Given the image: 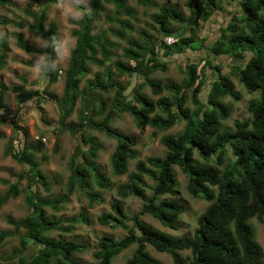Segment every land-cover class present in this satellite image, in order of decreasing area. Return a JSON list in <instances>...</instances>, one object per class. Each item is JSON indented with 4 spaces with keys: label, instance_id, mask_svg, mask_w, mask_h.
Segmentation results:
<instances>
[{
    "label": "trees",
    "instance_id": "obj_1",
    "mask_svg": "<svg viewBox=\"0 0 264 264\" xmlns=\"http://www.w3.org/2000/svg\"><path fill=\"white\" fill-rule=\"evenodd\" d=\"M60 1L45 0L36 12L24 8L23 12L32 21L21 19L14 22L16 26L26 28L44 40V47H36L26 43L21 35L15 36L20 49L45 56L49 82H55L58 78L55 59L59 37L58 24L55 20H48L47 12L50 3ZM135 1L145 6L154 5L153 0ZM224 1L226 4L235 2L238 8L229 13V21L213 44H206L204 39L199 46H195L191 36H176L170 27L172 22H176L184 32L187 26L196 23L200 17L208 19L217 4ZM8 3L9 0H0V5ZM106 3L114 4L117 10L126 6V0H88L86 4L71 2L82 15L78 19H70V23L77 28L72 30L75 44L63 72L65 82L61 97L57 99L51 95L59 105L58 123L61 131L70 132L78 140V134L81 133V140L84 139L86 143V147L78 144L73 155L80 156V162L76 163L75 157L71 160L66 195L45 200L30 188L39 183L45 190L50 189L49 181L38 169L35 159L38 154L47 158L43 143L23 142L21 148L12 152V157L28 168L18 174L17 181L10 183L4 193H0V209L9 199L17 197L18 183L25 178L30 189L25 199L30 212L23 218H8L7 223L13 230L0 231L1 247L11 235L20 229L24 230L19 246L14 247L10 254L1 255L0 264H11L10 261L15 257H18L19 264H77L74 255L87 249L85 243L73 239L45 237L51 230L70 232L74 224L89 225L91 218L87 213L82 211L66 218L48 219L44 208L50 206L58 210L59 204L67 201V195L76 188L84 191L88 207H92L94 202L103 201L100 192L93 189L94 186L104 190L112 187L111 180L96 162L100 145L94 138L85 139V130H95L115 140V147L109 157L111 173L127 176V182L117 187V196L120 199L129 196L145 198L138 212L127 214L122 202L116 200L111 204L112 211L101 212L97 216L99 224L122 227L126 234L118 239L110 234L101 235L92 253L96 261L90 264H113V259L131 246L134 248L124 264H160L147 251V245L171 255L173 264H264L263 249L256 241L255 227L251 222L255 218L264 224V0H186L192 19L185 18L184 13L174 7L162 5L154 15L157 25L155 30L162 36H174L175 41L170 44L147 35L145 31L139 32L144 36L142 40H127L125 36L131 25L122 20H116V27L93 32L94 24L100 19ZM10 23L12 21L0 16V25ZM111 36L127 42L121 48L122 60L112 61L113 50L118 47V43L111 40ZM156 47L165 56L185 54L187 49L200 48L206 50L208 58L229 53L238 57L239 61L247 52V61L234 65L233 71L247 92L260 91L259 98L248 103L250 118L236 121L233 129L224 126L223 121L229 117L232 107L223 99L229 96L238 101L241 98L227 76H220L209 85L206 104L200 101L199 93L204 85L201 78L205 76L206 66L210 65L209 59L199 58L183 65L184 78L179 84H161L150 79L151 73L165 69V65L156 59ZM6 55V43L2 40L0 69ZM202 60L204 63L198 72ZM107 62L109 64L105 65ZM92 65L102 68V71L94 72L92 78L80 87L81 81L91 73ZM124 75H139L143 78L132 87L131 99L124 95L126 85L117 79ZM143 86H148L152 94L160 96L156 100L152 99L141 91ZM9 89L17 92L18 102L27 100L33 94L40 95L37 90L31 92L23 86L0 83V125L8 120L5 113H10L4 100ZM164 91L168 92L167 96L161 95ZM187 91H190L194 105L192 110L186 106ZM111 92V111L131 115L140 132L147 126L166 131L178 120H185L180 132L175 135L164 134L160 138V143L166 149L165 155L138 159L134 171L128 172L130 160L138 157V141L135 136L113 128L112 112H106L108 102L104 98ZM77 104V122L67 123L66 119ZM2 136L0 130V139ZM174 166L186 175L188 193L209 203L199 214L192 235L175 237L141 220V216L148 214L163 226L176 228L175 221L185 211V207L173 199L161 198L163 195H176L178 181ZM144 177L149 178L152 184L149 185ZM146 188L151 189L147 198ZM129 221L132 222L130 227L126 224ZM28 241L33 244L34 253L27 260L21 253ZM184 250L190 252L188 261L180 253Z\"/></svg>",
    "mask_w": 264,
    "mask_h": 264
},
{
    "label": "rangeland",
    "instance_id": "obj_2",
    "mask_svg": "<svg viewBox=\"0 0 264 264\" xmlns=\"http://www.w3.org/2000/svg\"><path fill=\"white\" fill-rule=\"evenodd\" d=\"M79 1L86 4L88 0H62L60 2H52L49 4L47 16L48 20H55L58 24V46L56 50L55 64L58 67V78L55 82H49L46 75L47 60L43 54L29 53L20 49L16 45V35H21L24 41L36 47H44V40L29 32L26 28L18 27L14 24L21 19L28 22L32 18L26 16L23 12L24 8H29L32 12H36L45 2V0H9L6 5H0V16H3L12 23L3 26L0 25V42L5 40L6 43V59L3 67L0 69V83L9 85L23 86L25 89L35 92H40V95L33 94L27 100L18 102L17 92L8 90L5 94V102L8 105L10 113H5L8 118L6 122L0 125V130L3 134L0 139V193H4L10 183L17 181V176L28 168L26 164L18 163L13 157L12 152L21 148L23 142L36 143L38 141L43 143V150L47 154V158L42 157V154L36 155L38 162V169L45 174L49 181L50 189L45 190L44 187L36 183L31 186V190L35 191L37 195L45 200H52L66 195V182L70 176L71 160L74 158V152L78 144L86 147L84 139L81 140L82 134L78 136L80 140L76 139L70 132L61 131L59 126V105L51 95H55L57 99L61 97L64 86V69L69 62V56L75 44V37L72 30L77 28L76 25L70 23V19H78L82 12L76 9L71 2ZM153 6H145L138 4L135 0H126V6L117 10L112 3L104 4V9L100 13V19L94 24L93 32H97L101 28L116 27L117 21L122 20L131 25V29L125 36V39H139L142 40L143 35L139 32L145 31L146 34L152 35L155 39H161L167 44L175 41L174 36H162L155 30L157 28L154 22V15L158 8L162 5L174 7L184 13L185 18L192 19L191 9L186 5V0H153ZM238 5L235 2L231 4L218 3L212 15L208 19L200 17L196 23L190 27L187 26L186 31L183 32L182 26L176 22H172L170 27L175 31L176 36H191L194 40L193 45L199 46L205 39L206 44H213L220 36L225 27L226 22L229 21L227 17L230 12L237 10ZM227 18V19H226ZM111 40L118 43V47L113 50V60H122L121 48L127 45L126 40L111 36ZM156 59L159 63L165 65L164 70H156L150 74L149 78L161 84L174 83L179 84L184 78L182 72L183 65L190 63L191 60L199 58L209 59L210 65L206 66L205 76L201 80L204 85L199 93V99L202 103L207 102L209 85L220 76L229 77L235 85V90L241 95L240 100L234 101L227 96L223 100L232 107L231 113L227 119L223 121L224 126L233 129L236 121H241L250 118L248 111V103L250 100L259 98V90L254 92H247L243 85L238 81L236 74L233 71V66L236 64H244L249 58V54L245 52L241 61L229 53L218 55L217 57H210L205 49L190 50L187 49L185 54H172L165 56L163 51L158 47L155 48ZM202 60L198 65L197 71L203 65ZM107 62L105 65H108ZM96 71H102V68L91 66V73L88 74L84 80L81 81L80 87H83L86 80L92 78ZM119 82L126 85L124 95L128 99L132 98L130 95L132 87L143 80L139 75H124L117 78ZM141 91L147 94L152 99L156 100L160 95L151 93L148 86H143ZM161 95L167 96L168 92L164 91ZM112 92L104 95L107 99L108 105L106 112L111 111L109 102ZM186 106L191 110L194 108L190 98V91L186 92ZM75 110L66 119L67 123L77 122V111ZM113 116V128L125 133L133 135L137 138L136 150L138 153L137 159L130 160L128 172L134 171L135 163L138 159L145 160L152 156H163L166 153L165 147L160 143V138L164 134L175 135L182 130L185 125V120H178L171 128L166 131H159L150 126H147L143 132H140L136 127L134 118L128 113H119L111 111ZM161 116L164 114L160 113ZM14 122V123H12ZM14 126H17L16 128ZM83 136L85 139L94 138L100 145V150L97 155L96 162L105 172L106 176L111 180L112 187L109 190L99 189L94 186V190L100 192L103 201H96L92 207H88V198L84 191L80 188L67 195L68 200L59 204V209L54 210L50 206H45L46 216L48 219L66 218L73 214H78L84 211L91 218L89 225L74 224L70 232H60L51 230L46 233V238L49 239H73L83 242L87 245V249L82 253L74 255L77 264H90L95 262L92 253L94 245L98 242V238L103 234H110L114 238H121L126 234V230L122 227H111L99 224L96 221L97 216L101 212H110L111 204L120 200L124 206L127 214L138 212L145 202V198H138L129 196L125 199H120L116 190L117 187L127 182V176H116L111 173V166L109 164V157L115 147V140L105 136L104 134L95 130H85ZM17 144L19 147L16 148ZM80 156L75 157V162H80ZM176 177L178 181L176 195H163L161 198L173 199L184 205L185 211L175 221L176 228L170 229L163 226L157 219L151 215L141 216V220L153 228L166 232L169 235L178 237L183 235H192L197 227V218L199 214L209 204L207 201L190 195L187 191V177L182 173L179 167L174 166ZM146 182L151 185L152 181L144 177ZM215 191V188H212ZM19 193L17 197L9 199L0 209V231H12L13 227L7 223L8 218H23L29 212L30 208L26 203V194L28 193L27 180L24 178L18 183ZM151 189H145V197H149ZM255 227L256 241L263 249L264 261V224L258 222L255 218L251 219ZM128 227L132 222L126 223ZM24 235V230L20 229L17 233L7 238L5 244L0 247V256L10 254L14 247L19 246V240ZM134 246L124 250L118 254L112 261L113 264H124L127 257L130 256ZM147 251L160 261V264H173L172 257L169 254L156 251L152 246L147 245ZM34 253V246L31 241H28L26 249L21 253L27 260ZM188 261L189 250L180 252ZM11 264H19L18 257H15Z\"/></svg>",
    "mask_w": 264,
    "mask_h": 264
}]
</instances>
